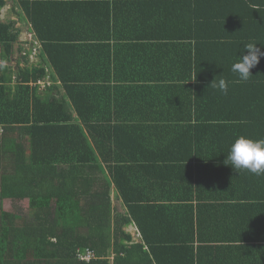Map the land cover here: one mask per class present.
I'll return each mask as SVG.
<instances>
[{"label":"trees","instance_id":"trees-1","mask_svg":"<svg viewBox=\"0 0 264 264\" xmlns=\"http://www.w3.org/2000/svg\"><path fill=\"white\" fill-rule=\"evenodd\" d=\"M15 6L18 20L30 19L37 29L35 39L43 44L40 66L29 67L32 51L20 47ZM160 8L166 47L178 53H167L169 61L155 68L157 82L145 83L144 89H163L166 101L173 102L178 95L172 88L180 91L185 78L196 77L199 95L209 91L207 105L230 113L196 115L195 124L181 130V123L168 125L162 134L173 138L179 130L181 137L153 143L149 138H157L152 135L159 131L153 129V115L142 108L148 102L139 96L117 101L119 126L101 130L96 123L110 120L96 115V107L103 105L96 84L66 82V98L57 99L54 87L48 94L47 66L59 70L55 59L65 53L52 49L41 34L39 24L48 16H35L30 0H0V264H264V175L224 164L238 136L264 138V58L247 82L231 71L247 42L264 50V0H171ZM215 77L228 82L227 94L210 86ZM104 92L113 105L117 97L112 90ZM141 97L150 99V94ZM171 143L185 160H193L190 164H200L201 173L203 166L212 170L211 178L201 181L214 193L213 207L228 225L210 231L227 246L201 250L204 202L197 211L165 205L186 200L165 192L178 188L172 171L178 163L145 162L142 155H168ZM146 188H152L149 194ZM188 191L196 196L193 185ZM6 200L27 201L29 208L8 213ZM130 225L140 240L127 231ZM233 235L241 240L229 238ZM232 243L241 246L232 248ZM90 255L93 260H83Z\"/></svg>","mask_w":264,"mask_h":264},{"label":"crops","instance_id":"crops-1","mask_svg":"<svg viewBox=\"0 0 264 264\" xmlns=\"http://www.w3.org/2000/svg\"><path fill=\"white\" fill-rule=\"evenodd\" d=\"M169 1L171 0H30L35 16H39L40 19L48 16L46 22L39 24L42 26L41 34L43 37L51 42L52 49L65 52L64 54L57 55L55 59L59 65V70L52 68L51 65L50 67L47 66L48 78L45 80L48 86L47 93L49 94V90L54 87L57 88L54 91L57 99H60V97L66 98L68 94L64 90L63 83L96 84V95L98 97L101 96L103 103L102 106L96 107V115H101L100 118L104 119L106 117L110 120V122L96 123V129L101 130L116 129L119 126L120 122H118L117 115L119 108L116 106V103L119 102L120 104L121 101L128 100L129 96H133L134 100L138 99L139 96V98H143L144 101L148 102L146 107L142 108L145 109L144 112L153 115L152 123L155 121L153 129L159 131L154 132L152 135H157V138H149L153 143L165 141V139L171 141L174 138L175 140L178 139L181 137L178 134L179 130L185 128L186 125H194L196 115L207 113L208 111L215 112L217 110V113L220 112L218 111L220 109L207 105L209 101L206 99V95L209 91L201 93L205 96L199 95L200 85L196 83V80L193 81L185 78L184 80L187 84L184 85L187 87L183 86V89L181 88L180 91L179 89L170 87L174 85L172 82L167 84L169 88L176 91V93L172 92V94L178 95L171 97L174 100L173 102L166 101L163 96L166 91L164 92L163 89L154 90L152 93L144 89L145 83L157 82L155 68L158 67V63L162 62V65H165V62L169 61L166 56L167 53H178L166 47L167 42L164 40V30L167 28L165 29L164 24L160 22L161 14L158 11L162 9L160 8L161 4L168 3ZM10 10L11 8H9ZM15 13L14 19L18 21L17 26L21 29L20 47L25 51H32L29 67L40 66L42 63L38 54L39 50L43 49V44L39 39L40 43L35 39V35L38 33L37 29L33 26V22L30 19L25 21L18 20L20 11L16 6ZM171 28L173 31L174 27L171 26ZM185 41L181 40V43ZM174 43L179 42L175 41ZM47 60L50 63L49 57H47ZM24 63L26 65V60H24L22 67H25ZM161 85L166 87L165 82ZM71 86L75 87L74 85ZM91 86L86 85L85 87L91 88ZM127 86L133 87L134 93L127 92L128 89L125 88ZM45 88L46 86L43 84L42 89L44 90ZM118 88L120 91L119 95L116 94V89ZM101 89L104 91L107 89L112 90L113 96L117 97L113 105H108L109 98H112V96ZM184 91L188 99L185 97V94L182 95ZM141 93H147V96L150 94V99L141 97ZM196 103H202V105L198 106ZM134 111L132 110L130 113ZM220 113L228 116L230 111H221ZM182 116L188 118V120L191 117L192 121L180 122L174 119L181 118ZM121 118L124 119L125 116H121ZM180 123L183 126L174 132L173 138L168 136L170 134L167 131L165 134L161 133L169 129L168 125L179 126ZM231 123L239 124L238 120H232ZM173 147L175 146L171 143L168 155L149 156L147 152H143L144 155H142L147 157L144 160L145 162L158 161L169 163L170 161L174 164L178 163V165H174L172 170L176 175L175 186L178 188L165 192L174 193L178 195L176 197L186 198V200H181L180 202L167 201L165 205H175V207L185 210L196 208L197 211L199 210L198 206L204 205L201 204L204 202L205 207L202 208V216L204 215L205 224H203L204 228L201 237H199L204 244L201 250L205 249V251L208 250L210 253L209 249L212 246L214 248L217 246L222 248L227 246L217 241L221 239H218L210 231V227L228 225L225 220H222L223 214L216 212L213 207L212 196L214 193L211 194L208 186L201 181V179H210L212 170L208 172L209 165L203 166V170L207 173H201L200 164L197 165L198 163L196 162L190 164L191 162L189 161L193 160H185L179 155L180 152L178 150H173ZM192 185L197 191L196 196L188 191V189L192 188ZM151 189L146 188L145 194H149ZM113 194L116 199L117 191L115 189ZM169 198L172 199L173 197L169 196ZM151 202L153 203V201ZM116 204L121 206V210L126 209L123 201L116 200ZM156 204H158V201H156ZM127 231H130L133 236V232H135L137 238L134 239L140 240L138 229L134 225H130ZM226 237L227 235L223 239L226 240ZM229 238L241 240L237 235L230 236ZM230 245L232 248L241 246L238 243ZM195 247L199 248V245L197 244Z\"/></svg>","mask_w":264,"mask_h":264},{"label":"clouds","instance_id":"clouds-1","mask_svg":"<svg viewBox=\"0 0 264 264\" xmlns=\"http://www.w3.org/2000/svg\"><path fill=\"white\" fill-rule=\"evenodd\" d=\"M257 45L258 43L254 41L244 44L238 59L233 62L231 71L238 81L247 82L253 77L251 70L256 68L260 60L264 58V50ZM216 77L210 86L227 94L228 82L223 78L217 80ZM195 80L196 77L193 81ZM224 164L233 170H245L258 176L264 175V138L254 140L243 135L238 136L230 145Z\"/></svg>","mask_w":264,"mask_h":264},{"label":"rangeland","instance_id":"rangeland-1","mask_svg":"<svg viewBox=\"0 0 264 264\" xmlns=\"http://www.w3.org/2000/svg\"><path fill=\"white\" fill-rule=\"evenodd\" d=\"M9 8H12V6H10ZM10 14V13H8ZM12 14V13H11ZM12 17V16H11ZM41 91H45V89L41 90ZM29 208V203L27 201H24L22 203H15L13 201H10V200H6L4 202V209L6 212L8 213H15L17 212L18 210H23V213H26L27 212V209ZM130 232V231H129ZM134 234V238H137V235H135L136 233L133 232Z\"/></svg>","mask_w":264,"mask_h":264},{"label":"built area","instance_id":"built-area-1","mask_svg":"<svg viewBox=\"0 0 264 264\" xmlns=\"http://www.w3.org/2000/svg\"><path fill=\"white\" fill-rule=\"evenodd\" d=\"M83 260H85V261H91V260H93V255L87 256Z\"/></svg>","mask_w":264,"mask_h":264}]
</instances>
